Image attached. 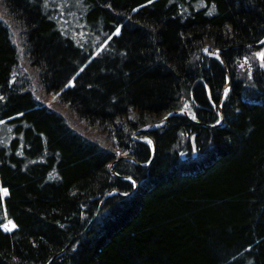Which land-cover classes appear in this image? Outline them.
<instances>
[{
  "label": "trees",
  "instance_id": "obj_1",
  "mask_svg": "<svg viewBox=\"0 0 264 264\" xmlns=\"http://www.w3.org/2000/svg\"><path fill=\"white\" fill-rule=\"evenodd\" d=\"M260 41L264 0H0V264H264Z\"/></svg>",
  "mask_w": 264,
  "mask_h": 264
},
{
  "label": "snow or ice",
  "instance_id": "obj_2",
  "mask_svg": "<svg viewBox=\"0 0 264 264\" xmlns=\"http://www.w3.org/2000/svg\"><path fill=\"white\" fill-rule=\"evenodd\" d=\"M152 2H153V0H148V3H152ZM141 7H142V6H141ZM136 10H137V9H133V11H136ZM120 34H121V28H120V27H117V28L115 29V32H114L112 35H113V36H118V35H120ZM111 39H112V36H109V37L107 38V40H111ZM107 40L105 41V44L107 43ZM260 43H261V44H264V41H260ZM101 50H103V49H101ZM204 51H205V52H208V54H209L210 56H214L215 59L219 60L221 64L224 63L223 58H222L221 55H220V51H221L220 49H217L215 52H210L207 48H205ZM98 54H99V53H97V55H98ZM256 55H257V57L259 58L260 61H264V50H261L260 52L256 53ZM247 59H248V58L245 57V61H247ZM260 66H261V67H264V64H262V65H260ZM240 67L243 68L244 65H240ZM74 79H75V78H73V81H69V83L66 84L65 87L67 88V87L74 86ZM225 79H226V80H230L229 77H226ZM230 91H231L230 87H227V88L224 89V97H225V99H227L228 94H229ZM208 96H209V99L211 100V98H212L211 90H209V92H208ZM0 99H2V97H0ZM37 99L39 100V97H37ZM212 103H213V105H215V101H212ZM182 111H183V110H182ZM17 115H21V116H22L23 113H17ZM171 115H172V113H169V114H168L169 117H170ZM192 118H193V119H196L197 117L193 114V115H192ZM10 119H11V118H10ZM167 119H168V117H165V120H167ZM0 123H4V121L0 120ZM217 123H220V121L217 120ZM145 139L147 140V143H149V144L152 143V141H151V140H148L147 137H145ZM117 155H119V154H117ZM124 155H127V153H124ZM109 167H111V165H109ZM127 179L130 180V181H132V185H133V186L135 185L136 182L132 179L131 176L127 177ZM0 192H2L4 195H7V194H9V189L6 188V187H2V188H0ZM125 195H127V193H125ZM9 224L11 225V228L9 227ZM0 227H2L5 231H11L12 229H15V228L17 227V225H16L14 222L9 221L8 223L0 224Z\"/></svg>",
  "mask_w": 264,
  "mask_h": 264
},
{
  "label": "rangeland",
  "instance_id": "obj_3",
  "mask_svg": "<svg viewBox=\"0 0 264 264\" xmlns=\"http://www.w3.org/2000/svg\"><path fill=\"white\" fill-rule=\"evenodd\" d=\"M261 50H264V49H260V50H258L257 51V53L258 52H260ZM258 60H259V58H258ZM259 64L260 65H262V64H264V61H260L259 60ZM53 101V99H51L50 100V103H53L52 102ZM55 105H57V103L55 104ZM58 107H59V105H57ZM184 109V111L187 113V115H190L189 113H190V110L189 109H185V108H183ZM67 117H69V119H71V118H73V117H70V116H67ZM71 121V120H70ZM73 121H71V125L72 126H74L75 128H77V129H79L81 132H83L85 135H88V136H90V137H93V138H101V136L99 135V133H97L95 130H93V129H89V130H87V127L84 125V124H79L78 122L77 123H73ZM145 139V138H144ZM148 139V138H147ZM9 222V220H5L4 222H3V224L4 223H8ZM9 227L11 228V225L9 224Z\"/></svg>",
  "mask_w": 264,
  "mask_h": 264
},
{
  "label": "water",
  "instance_id": "obj_4",
  "mask_svg": "<svg viewBox=\"0 0 264 264\" xmlns=\"http://www.w3.org/2000/svg\"><path fill=\"white\" fill-rule=\"evenodd\" d=\"M177 111H182L186 116H188L187 113L184 111V109H179ZM162 120H165V118H163ZM220 120L222 121V117L221 116H220ZM154 125H155V123H152L150 126H148L147 128H145L144 130H141V131H146L149 128H152ZM153 152H154V147H153ZM152 156H153V154H152ZM121 158H123V157H121ZM112 164H113V162L110 165L112 166ZM109 168L111 169V167H109ZM110 171L113 172L112 170H110ZM4 196L6 197L7 195H4Z\"/></svg>",
  "mask_w": 264,
  "mask_h": 264
}]
</instances>
